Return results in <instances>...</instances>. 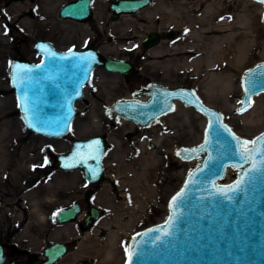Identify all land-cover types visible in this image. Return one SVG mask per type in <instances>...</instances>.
Wrapping results in <instances>:
<instances>
[{
  "label": "rangeland",
  "instance_id": "374dc122",
  "mask_svg": "<svg viewBox=\"0 0 264 264\" xmlns=\"http://www.w3.org/2000/svg\"><path fill=\"white\" fill-rule=\"evenodd\" d=\"M67 1L0 0V242L7 260L15 259L19 264H39L43 248L54 241L67 243L66 253L55 264H122L130 235L167 215L169 197L181 185L195 162L180 159L174 149L200 142L206 118L177 101L168 113L177 112L165 125L162 134L158 133L161 129L152 128L164 114L155 123L140 127L125 119L113 122L106 113L107 104L110 100L129 96L131 89L145 85L146 81L188 85L205 97L211 106L222 111L223 119L233 131L252 138L264 129V92L253 97L249 108L239 111L240 75L245 68L264 60L262 3L246 0L251 5L248 6L250 17L259 26L247 37L251 44L247 58L230 68L206 66L196 70L169 71L168 63H163L164 57L157 56L154 50L158 47L168 50L170 46L182 45L183 31L174 19L156 20L155 7H165V4L174 2L173 11L177 14L178 5L184 7L194 0H151L148 6L136 13L115 17H111L110 0H94V19L85 22L59 16V8ZM228 4L233 13L229 21L242 30L243 9L238 6L237 0H230ZM152 31L159 34V44L145 48L142 40ZM168 31H173L174 35L163 36ZM37 39L48 40L59 50L97 47L106 55L130 60L136 71L125 76L96 67L84 87L82 98L75 103L77 113L69 131L61 137L34 133L19 116L9 82V70L14 56L39 60L40 55L34 51ZM93 134L105 137L104 171L99 180L88 183L82 169H60L55 158L57 154L67 152L74 139ZM133 147L148 148L155 155V163L150 169L143 163L135 164L130 158ZM45 158L47 164L41 167ZM137 169H143L142 173L153 179L154 186L147 188L148 192H135ZM87 188L93 189L89 201L84 199ZM74 201L82 206L78 219L58 222L57 210ZM90 203L101 207L103 212L86 225L83 217ZM91 232L96 233L100 240L98 245L107 243L108 247L112 246L115 255L108 257L105 253L84 251L86 248L83 245ZM114 233L119 235L116 236L119 239H116L118 244L112 245Z\"/></svg>",
  "mask_w": 264,
  "mask_h": 264
},
{
  "label": "water",
  "instance_id": "95a60500",
  "mask_svg": "<svg viewBox=\"0 0 264 264\" xmlns=\"http://www.w3.org/2000/svg\"><path fill=\"white\" fill-rule=\"evenodd\" d=\"M93 2L94 0H68L59 8V16L80 22L92 21ZM150 3L151 0H110L109 9L111 17H115L120 14L136 13ZM262 7L261 18L264 23V4ZM173 35V31L163 34L169 37ZM159 41V34L152 31L143 38L142 45L150 48ZM37 45L43 47L38 48ZM34 51L40 55L38 62L22 56H14L11 59L9 82L18 105L23 102L22 81H27V78L31 77L28 119L33 120V126L29 127L28 120L23 119L24 108L21 106H18L19 115L31 131L49 137H61L69 131L72 119L77 113L75 102L82 98L84 87L96 67H103L125 76H130L136 71L134 63L130 60L104 55L99 48L93 46L59 50L48 40L37 39ZM50 52H55L56 55L50 56ZM80 57L86 59L80 60ZM38 65L40 67H36ZM258 65L264 66V60L241 72L239 111L249 108L253 97L264 92V88L258 85L253 91L245 94L250 79H264L260 77L264 67L258 68ZM31 68L32 72L27 75L22 71ZM82 70L87 72L86 76ZM57 85L59 87H56ZM77 88L78 95L75 94ZM18 97H21L20 101ZM242 100L245 101L244 104L240 103ZM177 101L199 111L206 118L200 142L174 149L180 159H194L195 162L181 185L169 197L167 215L161 221L130 235L122 264H128L130 255L132 264H264V164L261 163L264 160V153L253 152V159L244 163L238 155L232 156L220 148L211 132L209 138L212 139V144L206 146V150H202L200 145L204 144L205 132L210 122L219 119L220 124L231 129L223 119L220 109L203 101L191 86L146 81L145 85L131 89L129 96L110 100L106 106V113L113 122L125 119L140 127H147L155 123L161 115L173 110ZM33 109L43 123H37L33 119ZM231 133L241 141H251L264 133V129L250 139L232 129ZM223 136L233 145H237L227 132H223ZM185 149L196 151L185 152L183 151ZM104 152L103 134L76 138L67 152L56 155V165L64 170L80 168L83 170L85 180L94 183L103 175ZM210 156L213 159L209 162ZM253 163L258 166V170L251 176H244V179L250 182L241 185L240 189L234 192H227L229 187H235L244 172L252 169ZM93 172L96 175L95 179H92ZM92 192V188H87L84 194L86 201L90 200ZM182 192L185 194L183 202L178 201L173 205V197ZM224 192L232 199H226ZM81 211L80 203L74 201L56 212V220L60 223L74 221L78 219ZM102 212L101 207L90 203L88 212L83 217L84 223L90 225ZM157 228L160 229L158 234L161 236L164 232H171L172 235L164 238L163 243L152 241V237L157 233H149V230ZM145 233L149 235L146 236ZM66 251V242H51L43 248V258L39 264H55ZM0 264H19L15 259L6 260L1 242Z\"/></svg>",
  "mask_w": 264,
  "mask_h": 264
},
{
  "label": "bare ground",
  "instance_id": "6f19581e",
  "mask_svg": "<svg viewBox=\"0 0 264 264\" xmlns=\"http://www.w3.org/2000/svg\"><path fill=\"white\" fill-rule=\"evenodd\" d=\"M228 1L230 0H194V2L191 1L192 3L190 5L185 4L184 7H181L180 5H178L179 8L177 9V14H175L173 11L174 2H172L171 4L167 6L165 4V7H162V6L155 7L154 15H155L156 20L157 19L162 20L164 18L174 19L175 20L174 23L178 26V28H180L183 31V36H182L183 42L181 43L182 45L174 46V47L170 46L168 50H163L161 47H158L154 50V53L157 54V56L164 57L163 63L165 62L168 63L167 69L169 71H173V70L177 71V70H185V69L196 70V69L206 67V66L207 68L209 66L230 68V67H233V65H237V63H239L241 60H243L247 56V54L251 51L250 50L251 44L248 41L247 37L251 35V32L254 33L255 30H258L259 26H257L254 23L255 21L253 22L252 17H250L251 14L248 8L251 5L249 4V2H246V0H237L238 6L243 9V13H244L243 25L244 26L242 30H240V27L235 26L234 22L229 21L233 17V13H232V9L230 8L228 4ZM93 11H94V8H93ZM224 18L227 20H225ZM146 20H147V17H146ZM225 30L227 31L224 32ZM199 96L203 99V101L209 104L204 99L205 97L203 98V96L200 94ZM255 108H256V104L254 108L251 109L253 110L252 112H254ZM193 110L192 111L196 112L198 115L200 114L202 115V113H200L199 111L195 109ZM176 112L177 110L174 112H170V113L167 112L166 114H164V116L160 118L159 120L160 122L157 125H155L152 129H155V130L161 129L160 132L157 130L158 133L164 134V130L166 128L165 125L167 126V123L170 121L171 117ZM205 124H206V121H205ZM130 142L132 143L133 141L130 140ZM136 148L134 147L132 148L133 154L130 155V158L135 162V164L140 162V163L145 164L144 167H146L147 169H150L152 164L155 163V155H152L149 152L148 148H144V149L143 148L136 149ZM192 161L194 162L195 160L193 159ZM189 164H191V162ZM110 167H112L111 164H110ZM123 168L126 169V167H123ZM138 169H137L138 179L137 177H135V182L137 184V190L135 189L136 190L135 192L142 194L143 192H148L149 189L147 188H150L152 185L154 186V183H153V179L151 176H146L147 174L142 173L143 169L141 170H138ZM127 174L130 176L128 172ZM131 176H132V173H131ZM124 183L125 182H123V184ZM121 184H118V185L122 186ZM127 184H129V182ZM127 189H129V187ZM142 196L143 195H141L140 197ZM126 212H127V209H126ZM89 234H90V238L87 239L86 243H84L83 245V247L86 248V250L84 251H87V252L90 251L93 254L95 253L98 254L99 252L105 253L106 255H108V257L109 255H113V254L115 255V252H114V249H112V246L108 247L106 245L107 243L99 244V245L97 244V242L100 243V240L96 237V233L91 232ZM116 236L118 237L119 235L114 233L113 234L114 243H111L112 245L115 243L118 244L116 239H119V238H117Z\"/></svg>",
  "mask_w": 264,
  "mask_h": 264
},
{
  "label": "snow or ice",
  "instance_id": "6c2138e0",
  "mask_svg": "<svg viewBox=\"0 0 264 264\" xmlns=\"http://www.w3.org/2000/svg\"><path fill=\"white\" fill-rule=\"evenodd\" d=\"M259 3L264 4V0H258ZM5 34H7V28L5 27ZM38 48H42V45H37ZM71 51V50H70ZM50 56H55L56 53L55 52H50L49 53ZM62 59H67V57H62ZM86 58L84 57H80V60H84ZM36 67H40L39 65ZM259 67H264L262 65H258ZM25 75H27V73L32 72V69H24L22 70ZM83 75H87V72L82 70ZM260 77L264 78V72L260 73ZM22 83H24V87L21 89V91L23 92V97L22 103H18V106H21L24 108V117L23 119L28 120V126L32 127L33 126V120L32 119H28L29 117V103H30V98H29V91L31 88V77L27 78V81H22ZM260 86L262 88H264V79H257V78H252L249 80V84L248 87L245 88V94L247 95L249 92L253 91L255 88H257V86ZM56 87H59V85H57ZM75 94H79V90L78 88L75 89ZM21 100V97H18V101ZM241 104H244L245 101H240ZM32 116L33 119L36 120L37 123H43L44 121L40 120L39 115L35 112V110H32ZM221 129H223V132H227L229 135H231V140L232 141H236L237 145H233L231 143V141H228L224 138L223 136V132H221ZM211 132L212 136H214L216 144L219 145L220 148L225 149L226 151H228L232 156H237L239 157V159L241 161H243L244 163H248L249 160H252V153L255 152L257 154H261L264 153V133H262L260 136L256 137L254 140L248 141V140H243L241 141L239 137H236L234 134L231 133V129H229L226 125H222L219 122V119H217L215 122H210L208 125V129H206L205 132V141L204 144L200 145V148L202 150H206V146L211 145L212 144V139L209 138V133ZM223 141V142H222ZM98 144V141L96 142ZM246 145H251L252 147H245ZM238 148V150H237ZM185 152H195L196 149H191V150H183ZM179 154V153H178ZM223 153H221L222 155ZM213 159V157H209V162ZM262 164H264V160L261 161ZM47 164V159L45 158V164L41 165V167L45 166ZM67 166V165H66ZM35 167V166H34ZM258 170V166L253 163L252 169L249 171H246L242 174L241 179L237 181L235 187H229L227 189V192H234L237 189H240L241 185H245L247 183H249L250 181H246L244 179V176H251L253 172H256ZM210 171H214V169H210ZM96 175L95 172H93L92 175V179H95ZM195 183V181H194ZM223 192V190H221ZM225 198L231 200L232 197L228 196L226 192H224ZM185 197V194L182 192L180 194H178V196L173 197L172 199V204L176 205L177 202H183ZM63 211V210H61ZM155 232L157 233V235L152 237V241H160L161 243H163L164 238L166 237H170L172 235L171 232H164L163 236L159 235L158 233L160 232V229H150L149 233ZM149 233H145L144 235H149ZM133 255H135V253H133ZM128 264H132V255L129 256V261Z\"/></svg>",
  "mask_w": 264,
  "mask_h": 264
},
{
  "label": "flooded vegetation",
  "instance_id": "af4514ba",
  "mask_svg": "<svg viewBox=\"0 0 264 264\" xmlns=\"http://www.w3.org/2000/svg\"><path fill=\"white\" fill-rule=\"evenodd\" d=\"M6 255V254H5ZM6 260H7V255H6ZM10 260V259H9Z\"/></svg>",
  "mask_w": 264,
  "mask_h": 264
}]
</instances>
